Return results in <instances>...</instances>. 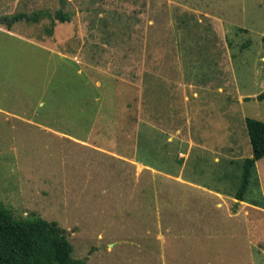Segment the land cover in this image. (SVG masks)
<instances>
[{
  "label": "rangeland",
  "instance_id": "374dc122",
  "mask_svg": "<svg viewBox=\"0 0 264 264\" xmlns=\"http://www.w3.org/2000/svg\"><path fill=\"white\" fill-rule=\"evenodd\" d=\"M1 6L0 209L54 222L83 264H264L257 218L225 198L251 152L243 119L264 122V0ZM58 9L68 22H2ZM140 136L161 169L137 161ZM255 168L244 199L264 205Z\"/></svg>",
  "mask_w": 264,
  "mask_h": 264
},
{
  "label": "trees",
  "instance_id": "16d2710c",
  "mask_svg": "<svg viewBox=\"0 0 264 264\" xmlns=\"http://www.w3.org/2000/svg\"><path fill=\"white\" fill-rule=\"evenodd\" d=\"M44 17L51 23L69 21L68 15L58 9L53 14L42 11L31 14L16 13L4 16L2 22L6 30H10L15 23L35 24ZM254 99L264 100V91ZM244 126L251 157L244 159L242 163L239 185L234 194V198L239 201L249 185L254 163L264 157V122L244 118ZM153 144L140 136L137 149L142 156H139L137 161L161 169L158 165L165 162L167 157L163 158L162 154L158 156V159L161 157L159 161ZM0 264H83V262L71 258V246L64 231L54 222H48L38 216L14 219L10 213L0 209Z\"/></svg>",
  "mask_w": 264,
  "mask_h": 264
},
{
  "label": "crops",
  "instance_id": "0c3cea01",
  "mask_svg": "<svg viewBox=\"0 0 264 264\" xmlns=\"http://www.w3.org/2000/svg\"><path fill=\"white\" fill-rule=\"evenodd\" d=\"M2 10H3V6L0 7V12ZM243 123H244V119H243ZM197 145H199L200 148H203L205 150H213L214 151L213 154H212L213 156H216L219 153H223V145L214 146V147H217V148H214V147H211V146L210 147H206L205 145H202L201 143H199ZM231 147H232L231 149L228 147L229 148V152H230L229 154H235V153L240 154V148H239V146H237L236 144L235 145L233 144ZM224 153H228V152L226 151ZM250 157H251V152H250V154H248V152L246 151L245 154L239 158V161L243 163V160L244 159L250 158ZM214 161H217L218 162L219 159L217 157H214ZM258 161H256L254 163L253 172H255V174H256V168L255 167H256V163ZM242 163H241V170H242ZM239 178H240V176H239ZM246 191H247V189H246ZM246 191L243 193L241 201L236 200L234 198V194L236 193V191L234 192V194L231 197L229 195H225V198H229V199L232 198L235 203H239V204L242 205V212H239V210H237L232 215H240L242 213L243 216L248 217L249 216V212H248L247 209H251L252 210L251 212H253V215H254L253 218H257V223H255L256 226H254V224H253V227H252V229H253L252 230V239L250 241V244H251V254L252 255L253 254H260V251H264V235H262L261 228L259 227V224L260 223L258 221L259 220L258 215L261 214V213L264 214V205H263V203L257 204L255 202L245 201L244 194L246 193ZM215 195H216V198L217 199H220V201L222 203L224 202L225 199L223 198V195H220L218 193L215 194ZM244 207H247V208L244 210Z\"/></svg>",
  "mask_w": 264,
  "mask_h": 264
}]
</instances>
